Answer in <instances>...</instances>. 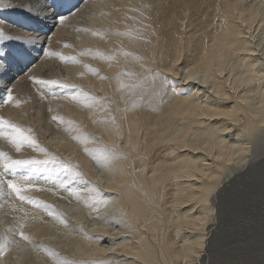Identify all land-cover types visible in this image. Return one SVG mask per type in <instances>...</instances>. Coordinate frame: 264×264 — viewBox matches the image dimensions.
<instances>
[{"label":"bare ground","instance_id":"1","mask_svg":"<svg viewBox=\"0 0 264 264\" xmlns=\"http://www.w3.org/2000/svg\"><path fill=\"white\" fill-rule=\"evenodd\" d=\"M61 1L66 19L64 24L55 26L51 18L54 9L46 7L45 0H5L10 6L0 7V30L16 38H34L32 44L19 39L15 43L0 41V59L3 48L8 47L17 58L12 65L16 70H8L5 75L16 77L10 87L13 96L21 101L19 108L0 105V117L26 128V124L35 121L31 114H38L35 123L45 128L43 131L52 139L47 143L57 141L59 153L67 156L63 160L76 164L78 171L92 181L95 177L90 159L78 158L77 146L83 150L104 147L117 157L105 167L104 183H87L86 188L89 195L106 201L103 204L115 212L126 232L122 230L113 237L106 230L89 229L88 237L78 241L74 250H66L72 259L68 264L210 262L213 258L208 257L210 241L231 221L227 213L234 199L248 191L250 180L232 183L264 158L263 147L257 154H251L250 143L245 140L264 130V63L254 38L253 4L245 0H84L79 9L69 11L68 4L76 0ZM47 4L58 7L60 2L47 0ZM191 12L199 17L189 15ZM194 26L198 34L188 35L187 29ZM186 35L189 45L183 41ZM65 44L69 47H64ZM41 48L75 56L78 63L58 59L59 64L52 66ZM230 61L235 62L245 78L233 74L228 67ZM89 68L96 71L90 72ZM154 73L162 75L158 77ZM30 76L59 77L58 80L89 92L99 103L85 107L64 99L68 92L56 88L41 92ZM188 76L196 79L195 83ZM148 77L151 80L144 84L142 80ZM163 77H168L167 83ZM247 82L256 84L252 95L241 91ZM144 93L148 95L143 97ZM49 108L52 111H47ZM46 111L63 117L65 122L73 121L78 130L69 133L65 130L67 123L59 126L58 121L43 120L40 114L46 117ZM58 127L68 138L83 134L99 143L84 145L74 140V148L69 144L68 148L53 133ZM233 129L237 135L230 138ZM218 156L224 159L217 160ZM92 185L99 189L98 193L92 191ZM229 185L232 190H225ZM255 191L244 201L250 204L248 208L233 207L236 221L240 216L248 217L255 209ZM35 193L32 189L27 195L44 203V198ZM12 195L21 206L23 202ZM38 209L43 214L46 212L43 207ZM1 219L0 262L13 264L17 257L13 251H18L8 246L4 250L7 234L2 231ZM27 219L18 223L16 233L19 235L20 224H24L23 231L30 238L23 241L26 245L52 236L35 217L30 223ZM110 241L116 243L108 245ZM84 243L95 245L83 248L80 244ZM20 249L23 248L18 247L20 255L14 262L28 264ZM65 260L49 255L38 264H62Z\"/></svg>","mask_w":264,"mask_h":264},{"label":"rangeland","instance_id":"2","mask_svg":"<svg viewBox=\"0 0 264 264\" xmlns=\"http://www.w3.org/2000/svg\"><path fill=\"white\" fill-rule=\"evenodd\" d=\"M245 1L250 3V4H253V9H254V12L256 13V15H255L256 20H255V24L253 26V27H255L254 38H255L256 44L258 45V47H260L259 57L264 63V0H245ZM59 2H60V4L58 7H60L62 5V1L59 0ZM197 14L198 13H195V12L189 13V15L199 17ZM257 25L259 26V28L257 27ZM196 28H197V26L189 28V29H187L186 33L188 35L190 34V36L194 35L195 33L198 34V30H196ZM188 35H186V37L183 36V38H184L183 41L186 43H187V39L189 38ZM73 36H71V37H73ZM187 44L189 45V42ZM19 50L21 52L24 51V49H22V48H19ZM3 51L4 52L1 53L0 64L5 65V66H9V70H16V67L12 66L13 63L17 60L15 53L12 51V49H10V47L3 48ZM50 59L52 61V66L55 65L56 62H58V64H59V60H60L59 57H56V58L51 57ZM53 62H55V63H53ZM234 64H235V62L229 63L228 64L229 69L231 71H233L234 75H237V78H238V76L241 78H245V75L241 71V69L239 67H236ZM60 66L64 67L65 64H63V63L61 64V61H60ZM9 77L10 76H7V74L6 75L4 74L3 77H0V83H1L0 86H2L4 83H7L9 80L12 79L11 77L10 78ZM5 78H6V80H5ZM55 79L58 80L59 77L55 78ZM150 80H151V78L148 77L142 81L144 82V84H146ZM195 80L196 79H193V83H195ZM255 86H256V84H254L253 82L252 83L247 82V86L244 89H241V91L243 93H250L249 95H252V91H254L256 89ZM186 87L188 88L189 86H186ZM142 88H143V86H142ZM167 90L169 91L170 89L168 88V89H166V91ZM146 95H148V94L144 93L143 97H145ZM0 105L2 106L3 104H0ZM47 111H49V110H47ZM47 111L44 114L46 117H43V115L40 114L41 118L43 120H45L46 118H47V120L48 119L52 120L51 119V117L53 116L52 113L51 112L47 113ZM37 115L38 114H35V115L31 114L32 118L35 121H37ZM48 116H49V118H48ZM35 117H36V119H35ZM35 121H34V123H33V121H30L29 122L30 125L28 123V124H26L25 127L30 128V126H31V129L33 127L32 131H33V134H36V140H37V142H39L38 143L39 146L45 148L48 151V153H50L49 149L51 150L50 147H51V145L54 144L52 147V150H51L53 155L57 156L61 160H63V158H66L67 156L59 153L58 148H57L58 145H56L57 141L56 142L53 141V142H51V144L47 143V142L50 143V141H52L50 134H46L43 131L45 128H43L42 126H41V128L38 127V125L35 123ZM39 125H41V124H39ZM58 125L63 126V124H60V123ZM39 132L41 134V137H40ZM42 132L45 134H43ZM53 133L55 134V136H57V139H59V138L62 139V141L60 143L66 144L64 146H67L68 148H70V147L74 148L75 141L72 138H68L65 134V131L61 127L56 128ZM231 133H233V134L230 136V138H234L237 135V134H234L235 133L234 129L232 130ZM245 135L246 134H244L243 137ZM45 137H48L46 141L44 140ZM240 137H242V136H240ZM39 138H40V141H38ZM245 138H246L245 139L246 143H250L249 147L251 149L250 150L251 154H257V152H259V150L262 149L261 147L264 148V130L263 129L259 130L258 132H256L253 135H250V137L248 136ZM41 141L44 143H42ZM40 143H42V144H40ZM68 144L70 147L68 146ZM25 148H27V149L25 150ZM28 149L30 151H28ZM75 150H77L78 156H77V154H76V156L78 158H80V157L85 158L86 157L85 158L86 160L90 159L89 161H90V166H91V173L93 172L92 175H94L93 177H95V179L93 180L94 181L93 182L90 178L88 179L87 176L83 175V178H85L84 181H87V183L95 184V185H101V183L103 184L105 181V177H104L105 170L104 169L107 165L104 167L98 165L96 163V161L90 155L85 153V151L82 149L81 146H77L75 148ZM0 151L6 152L13 159H41V160L45 159V156L42 153L39 152L43 156L40 155L38 152L36 153L35 150L32 151V148L27 147V146L22 148L20 153H17L15 151V148L12 145H10L6 140H4L2 138H0ZM35 153L39 156H37ZM58 154L60 157L58 156ZM35 156H37V157H35ZM41 156H42V158H41ZM78 158H77V160H78ZM261 160H257L256 163H259ZM63 161H65V160H63ZM256 163L253 164L251 166V168H249V170L246 172V173L249 172L247 174V176H246V173H243L242 174L243 176L238 175V181L240 183L242 181H245V179H246L245 183L250 180L249 189L247 192L243 193L241 197L234 199V201L232 203V207H231L232 209H230V211L227 213V215H230L229 216L230 219L231 218L232 219H231V221L226 222L225 226L223 227L224 229H221L219 231V233L216 235V237L212 238L214 242L212 240L210 241V246L208 247L209 248V251H208L209 256L208 257H210V255H211L213 258L210 262H207L206 264H264V201H263V197H264V164L257 168L258 165ZM254 166H255V168H252ZM53 168H54L53 165L43 166V167H41V170L37 173H30L28 169H14V170L12 169V170H8L6 175H5V170L2 168V166L0 167V218H2L1 219L2 224H3L2 226L4 227V229L2 231H3V233L6 232V234H7V236H6L7 246L9 248L14 247L17 249V251H18L17 253H16L15 249L13 251V254L15 256H16V254H17V257H19V255H20L18 247L23 248L20 250L23 251L24 259L26 260V263L28 262V264H34V263L38 264V263H40V261H42V259L45 256L46 257L49 256V252L47 253L46 251L43 250L45 248L49 249L52 253H55L56 254L55 256H58L59 259L63 257L64 260L66 259L65 261L72 262L71 261L72 259L67 254L66 250H70L71 248H72V250H74V247L76 248V245H77L76 243L80 240L86 239V237H88L86 232L90 233L92 231L91 230L92 228L102 229L103 231L106 230L108 233L112 234L113 237L115 234L120 233V231H122L124 229L123 227H122L123 229L121 228V222H119V217L116 218V216L114 215L115 212L113 210H111L110 207H108L106 204L100 203L99 202L100 198L98 196H95V198H94L92 195H89L90 192L88 191V188H86L87 183H85L79 179H71L70 180V178L66 177V176H60L59 178H55ZM23 176L29 177V179H28V181H26V183H31V184L35 185V188H33V190L36 191V193H35V194H37L36 196L37 197L40 196L41 198H44V200H45L44 203L52 206L51 210L54 211L55 213H57L58 214L57 216H52V215H49V213H46V212H49V211H47V209L45 210L46 214L45 213L43 214L38 209V207L36 209V206L30 205V204L28 205L25 202H23L21 206H19L15 203L14 199L12 198L13 195H12V193L10 194V192H9L10 190L7 187V182H9L10 180H17V178L19 179V178H22ZM50 178H51V180H50ZM7 179H9V180H7ZM62 180L67 181V183L63 186H61V184H60V181H62ZM3 183H5V184H3ZM36 188H39V189L41 188V189L39 191H37ZM75 189H77V190H75ZM83 189H85V190H83ZM253 189L256 190L255 191L256 194H254L255 199H256V203L253 204V205H256V207L253 211L251 210L253 214L250 211L248 214V217L240 216L239 220L236 221L235 216H234V214H236V212H235V209L233 207L236 205H241V206H245L248 208V205H250V204H248V203L245 204L244 201L248 200V197H249L248 194H251ZM104 192H106V191H104ZM102 194H104V193H102ZM84 195L85 196L87 195V196L85 197ZM85 198H86V200H85ZM87 198H90V199L87 200ZM238 199H241V200L239 202H237ZM11 202H13L14 204ZM94 203H96V204H94ZM14 207H15V209H14ZM37 210L40 211V213L39 212L37 213ZM30 211H31V213H30ZM29 214H31V215L29 216ZM35 214H36V216H35ZM33 216L35 217L36 222L42 223L44 226H46L49 229L50 234L52 236H50L48 238H43L41 240H37L40 242H37L35 240L32 244H29V245L27 244L28 245L27 246L23 242L24 240L19 238V235L16 234V233H18L17 232L18 231L17 225L20 221H23L24 218L25 219L28 218L27 220L29 221V223L33 222L34 221ZM37 216H39V218ZM61 218L63 219V223L61 222ZM256 219H258V220H256ZM253 220H256V221H253ZM241 222H243V224H241ZM235 227H236V229H235ZM9 229H11V231H9ZM231 229L232 230L235 229L233 231V233H232ZM237 231H238V233H237ZM123 232H126V230H123ZM220 232H222V233H220ZM234 232H236V234H234ZM232 235L236 236V237L231 239ZM72 237H73V239H72ZM217 241H218V243H217ZM36 242H37V244H36ZM69 243H71L72 246L69 245ZM110 243L113 244L116 242L110 241L108 245H111ZM214 243H216V244H214ZM90 244L95 245L94 243H88L85 246V243H84L83 245L80 244V246L81 247L84 246L86 248H89V247H91ZM22 246H24V247H22ZM214 246H216V247H214ZM221 246H223V247H221ZM14 255L12 256V258L15 257ZM42 256H44V257L41 258ZM17 257H15V259H14L15 262L17 260ZM0 259H1V254H0ZM14 261H13V264L15 263ZM73 261H75V260H73ZM78 262L86 263V262H83L80 260ZM92 263L93 264H96V263L100 264V262H98V261H96V262L91 261L90 264H92ZM0 264H1V262H0Z\"/></svg>","mask_w":264,"mask_h":264},{"label":"snow or ice","instance_id":"3","mask_svg":"<svg viewBox=\"0 0 264 264\" xmlns=\"http://www.w3.org/2000/svg\"><path fill=\"white\" fill-rule=\"evenodd\" d=\"M84 0H76L75 3H69L68 9L71 11V9H79L80 4H82ZM10 5H7L5 3V0H0V7H9ZM45 6L51 7L54 9L52 14V20L54 22L53 26H55L56 23L64 24L66 16L64 15L63 11L61 10L64 5H61L60 7H56L54 5L47 4V0H45ZM47 19V17H45ZM79 30V29H78ZM96 33H93L95 35ZM22 40L25 44H32L34 42V38L29 37H12L7 35L3 30H0V41L7 40L11 43H15L16 40ZM64 47H69V45L65 44ZM41 51H43V54L49 58L51 57H59L61 61L64 62H72V63H78L77 58L75 56H64L63 54L59 52L54 51H44L43 48H41ZM97 55H100L97 53ZM127 55V53H125ZM9 70V66H5L0 64V77H3L4 74ZM21 71H25V68H21ZM90 72H95V69L89 68ZM124 75H128V73H125ZM155 76H161L160 73H154ZM16 77H13L11 80H9L7 83H4L2 86H0V104H12L15 107L19 108L21 106V101L13 96L12 89L10 85L14 82ZM29 79L32 81V83L37 86V88L43 92L44 89H60L68 92L67 95H65L64 99H70L73 102L82 104L85 107H92L95 104H98V99L91 95L89 92H86L82 89L77 88L76 85L63 82L61 80L57 79H40L35 76H30ZM188 79H193L192 76H188ZM164 83L168 82V77H163ZM175 83V82H173ZM41 99H43V95L41 96ZM49 111H52L51 108H49ZM229 118V117H226ZM53 121H58L60 124L67 123L68 127L65 129L69 133H71L74 129L78 130L77 126L74 124L73 121L69 120L65 122L63 117L53 115L51 117ZM0 138L6 140L10 145H12L15 148V151L17 153L21 152V149L25 146H28L32 148L35 151H38L42 153L45 156V159H13L10 157L6 152L0 151V166L5 170V174L8 170L12 169H28L30 173H37L41 170V167L53 165V172L55 178H59L60 176H66L71 179H79L85 183L87 181H84L82 173L78 171V166L72 165L68 163L67 161L60 160L57 156L51 155L48 153V151L40 147L35 135L33 134V131L31 128H23L7 119H4L3 117H0ZM73 140L79 141L81 144L87 145L88 143H99V141L93 140L91 137H88L86 135H75L71 137ZM85 153L90 155L98 165L104 167L106 166L112 159H115L113 155V152L107 148L101 147L98 149L90 150L87 147L84 148ZM217 160H223L224 158L222 156L216 157ZM229 164L232 163L231 160L228 161ZM28 176H23L20 180H10L7 183V187L11 190L12 193L15 194V197L21 201V202H27L30 205H35L36 207H43L47 210H49V215L57 216L58 214L52 211V206L47 205L43 203L42 201L32 199L30 196L27 195L29 191H31L33 188H35L34 184L26 183L28 181ZM210 179L215 180L216 177H210ZM67 181H60L61 186L65 185ZM93 192H99V189L96 188L95 185L91 186ZM37 191H39V188H36ZM100 203H106L104 200H100ZM61 222L63 223V219L61 218ZM24 224H20V231L19 236L22 240L29 241L30 238L25 235L24 231ZM11 231V229H9ZM5 251L7 250V242H5ZM46 252H49V255H56L55 253H52L49 249H43ZM62 264H68L67 261H62Z\"/></svg>","mask_w":264,"mask_h":264},{"label":"water","instance_id":"4","mask_svg":"<svg viewBox=\"0 0 264 264\" xmlns=\"http://www.w3.org/2000/svg\"><path fill=\"white\" fill-rule=\"evenodd\" d=\"M258 166H257V168L259 167V166H261V165H263L264 164V158L259 162V163H256ZM254 168H255V166H254ZM249 173V172H248ZM247 173V174H248ZM247 174H246V176H247ZM243 176V175H242ZM245 176V177H246ZM237 180H238V178H237ZM246 180V179H245ZM236 183H239L240 184V182L239 181H236V182H234V183H232V184H236ZM242 183V182H241ZM249 183H250V181H249ZM231 184V185H232ZM231 185H229L228 187H227V189H225V190H232V186Z\"/></svg>","mask_w":264,"mask_h":264}]
</instances>
